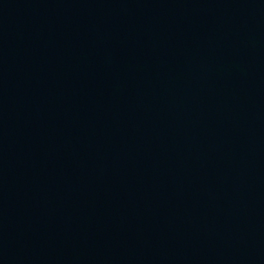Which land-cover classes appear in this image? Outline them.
I'll return each instance as SVG.
<instances>
[{
	"label": "water",
	"instance_id": "95a60500",
	"mask_svg": "<svg viewBox=\"0 0 264 264\" xmlns=\"http://www.w3.org/2000/svg\"><path fill=\"white\" fill-rule=\"evenodd\" d=\"M0 264H264V0H0Z\"/></svg>",
	"mask_w": 264,
	"mask_h": 264
}]
</instances>
